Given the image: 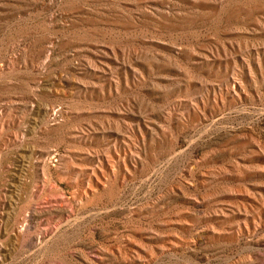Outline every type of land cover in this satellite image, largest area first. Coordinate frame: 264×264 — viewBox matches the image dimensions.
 <instances>
[{
  "label": "rangeland",
  "instance_id": "1",
  "mask_svg": "<svg viewBox=\"0 0 264 264\" xmlns=\"http://www.w3.org/2000/svg\"><path fill=\"white\" fill-rule=\"evenodd\" d=\"M0 264H264V0H0Z\"/></svg>",
  "mask_w": 264,
  "mask_h": 264
}]
</instances>
